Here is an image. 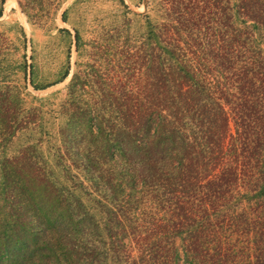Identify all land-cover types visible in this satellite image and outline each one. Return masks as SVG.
<instances>
[{
	"label": "trees",
	"instance_id": "16d2710c",
	"mask_svg": "<svg viewBox=\"0 0 264 264\" xmlns=\"http://www.w3.org/2000/svg\"><path fill=\"white\" fill-rule=\"evenodd\" d=\"M154 5L64 93L0 87V264H264V0ZM29 130L51 159L4 154Z\"/></svg>",
	"mask_w": 264,
	"mask_h": 264
},
{
	"label": "rangeland",
	"instance_id": "374dc122",
	"mask_svg": "<svg viewBox=\"0 0 264 264\" xmlns=\"http://www.w3.org/2000/svg\"><path fill=\"white\" fill-rule=\"evenodd\" d=\"M7 1L0 2V87L11 84L36 105L53 92H65L76 63L86 59L84 53L97 35L126 25L129 36L137 38L145 27L144 18L136 13L146 11L149 4L147 12L155 15V0H122L127 8L120 0H59L40 5L41 11L37 2L33 7L38 14L22 8L18 0L15 4ZM76 31L79 51L74 42ZM66 68L68 78L62 79ZM32 83L45 88L34 89ZM37 137L30 130L19 131L4 154L12 155L32 143L42 156L51 159L49 143H37ZM52 170V179L64 181L60 167L54 165Z\"/></svg>",
	"mask_w": 264,
	"mask_h": 264
},
{
	"label": "bare ground",
	"instance_id": "6f19581e",
	"mask_svg": "<svg viewBox=\"0 0 264 264\" xmlns=\"http://www.w3.org/2000/svg\"><path fill=\"white\" fill-rule=\"evenodd\" d=\"M16 0H8L7 3L8 4H15Z\"/></svg>",
	"mask_w": 264,
	"mask_h": 264
}]
</instances>
